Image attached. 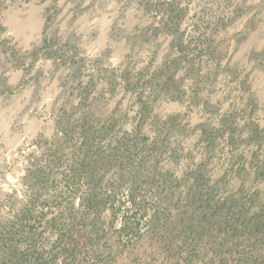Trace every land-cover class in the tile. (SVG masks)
<instances>
[{
    "label": "rangeland",
    "instance_id": "rangeland-1",
    "mask_svg": "<svg viewBox=\"0 0 264 264\" xmlns=\"http://www.w3.org/2000/svg\"><path fill=\"white\" fill-rule=\"evenodd\" d=\"M0 264H264V0H0Z\"/></svg>",
    "mask_w": 264,
    "mask_h": 264
}]
</instances>
